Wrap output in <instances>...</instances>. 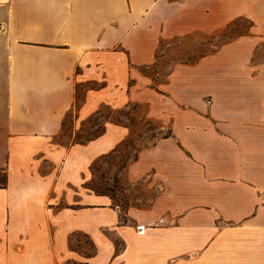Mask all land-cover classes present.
Masks as SVG:
<instances>
[{
	"label": "crops",
	"instance_id": "1",
	"mask_svg": "<svg viewBox=\"0 0 264 264\" xmlns=\"http://www.w3.org/2000/svg\"><path fill=\"white\" fill-rule=\"evenodd\" d=\"M239 17L253 22L250 33L174 64L158 88L142 72L163 38ZM263 42L264 0H0V264H117L119 237L142 239L145 253L158 245L167 264L205 244L208 264H264ZM89 84L99 86L86 87L77 109V87ZM137 103L170 135L130 163L129 180L160 190L123 223L87 183L93 162L132 134L129 116L85 143L57 137L71 112L79 129L103 104ZM75 233L93 255L71 246Z\"/></svg>",
	"mask_w": 264,
	"mask_h": 264
},
{
	"label": "rangeland",
	"instance_id": "2",
	"mask_svg": "<svg viewBox=\"0 0 264 264\" xmlns=\"http://www.w3.org/2000/svg\"><path fill=\"white\" fill-rule=\"evenodd\" d=\"M253 22L247 17H239L227 26L212 33L192 31L178 37L163 38L156 53L155 62L149 67H142L152 82V86H158L168 80V76L174 64L193 63L201 57L213 53L223 44L237 38L242 34L250 33ZM264 43V42H263ZM255 58L264 59V44L261 46ZM91 86L95 84H89ZM88 85H78L79 95H83ZM112 106H102L101 113L93 116L87 122H82L79 129L73 126L74 113L67 115L63 132L57 137L59 142L70 143L80 139H87L103 129L105 119L112 117L113 120L121 121L124 116L131 120L132 134L127 138L116 151L103 155L94 163L92 176L88 186L107 193L111 201L121 212L120 220L123 223H130L129 218L124 217V210L131 205L149 206L158 197L159 186L150 184L146 179L131 181L128 178V168L138 156L139 151L152 144L156 138L167 134L165 130L160 131V121L146 116L147 106L144 104H132L130 107L120 110L111 109ZM113 108V107H112ZM137 114L138 116H135ZM89 118V117H88ZM5 171L0 169V182L3 180ZM94 190V189H92ZM223 225V224H220ZM140 225L136 226L135 234L142 233L145 229ZM71 246L86 256L95 253V246L83 233L72 235ZM117 251L120 252V260L117 264H167L174 260H161L159 246L154 247L150 253L144 252V241L142 239L126 240L122 237L115 238ZM206 245V244H205ZM203 245L201 251L184 255L182 264H192L185 259L200 256V264H208L203 258L202 251L206 248ZM188 257V258H187ZM66 264H86L80 261H68Z\"/></svg>",
	"mask_w": 264,
	"mask_h": 264
},
{
	"label": "trees",
	"instance_id": "3",
	"mask_svg": "<svg viewBox=\"0 0 264 264\" xmlns=\"http://www.w3.org/2000/svg\"><path fill=\"white\" fill-rule=\"evenodd\" d=\"M202 58V57H201ZM143 67H148V66H143ZM96 86H99V85H93V86H91V85H88L87 86V88H89V87H91V88H95ZM85 90H86V88H85ZM84 96H85V91H84V93H83V95H79V93H78V87H77V90H76V107H77V109L82 105V103H83V100H84ZM109 106L110 107V105H107V104H103V105H101V107L95 112V113H93L89 118H87L86 120H85V122H87L90 118H92L93 116H95V115H98V114H100L101 113V108H102V106ZM111 109H113V110H117V109H114V108H112L111 107ZM67 118V117H66ZM66 118H65V121H66ZM110 119H112V117H108L107 119H105V121H104V126H103V129L102 130H100L97 134H94L92 137H90V138H87V139H80V140H77V141H75V143H85V142H87V141H90V140H92V139H94V138H96V137H98V136H100V135H102L104 132H105V130H106V122L108 121V120H110ZM84 122V123H85ZM64 125H65V122H64ZM64 128V127H63ZM170 135V131H168L167 132V134H165L164 136H169ZM122 144V143H121ZM120 144V145H121ZM119 145V146H120ZM118 146V147H119ZM118 147L114 150V151H116L117 149H118ZM102 157V156H101ZM101 157H99V158H101ZM136 157H137V155H136ZM98 158V159H99ZM98 159H96L94 162H93V164H92V167L94 166V163L96 162V161H98ZM6 185H7V177H6V173H5V175H4V178H3V180H1V182H0V187H6ZM90 188V187H89ZM91 189H94V191L96 192V193H98V194H107V193H105V192H102V191H99L98 189H96V188H94V187H91ZM128 208H129V206L124 210V217L125 218H128ZM122 215H121V212H120V217H121Z\"/></svg>",
	"mask_w": 264,
	"mask_h": 264
}]
</instances>
